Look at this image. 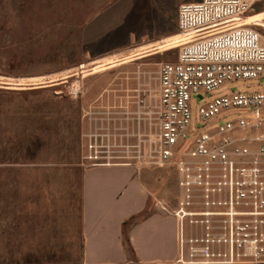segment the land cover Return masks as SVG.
Wrapping results in <instances>:
<instances>
[{
	"label": "rangeland",
	"instance_id": "374dc122",
	"mask_svg": "<svg viewBox=\"0 0 264 264\" xmlns=\"http://www.w3.org/2000/svg\"><path fill=\"white\" fill-rule=\"evenodd\" d=\"M197 1L0 0V264H79L80 120L95 99L131 95L176 61L178 8ZM106 7L100 25L93 15ZM242 24L264 43V0Z\"/></svg>",
	"mask_w": 264,
	"mask_h": 264
},
{
	"label": "built area",
	"instance_id": "2783aa9c",
	"mask_svg": "<svg viewBox=\"0 0 264 264\" xmlns=\"http://www.w3.org/2000/svg\"><path fill=\"white\" fill-rule=\"evenodd\" d=\"M252 2L181 4L176 61L83 116L85 169L175 170V264H264V43L242 24ZM243 80L252 91L223 90Z\"/></svg>",
	"mask_w": 264,
	"mask_h": 264
},
{
	"label": "crops",
	"instance_id": "0c3cea01",
	"mask_svg": "<svg viewBox=\"0 0 264 264\" xmlns=\"http://www.w3.org/2000/svg\"><path fill=\"white\" fill-rule=\"evenodd\" d=\"M89 2L97 7L108 0ZM108 9L93 19L105 24L111 18L105 14ZM80 177L79 264H175L178 226L171 211L179 190L173 168L137 172L129 167H93Z\"/></svg>",
	"mask_w": 264,
	"mask_h": 264
},
{
	"label": "flooded vegetation",
	"instance_id": "af4514ba",
	"mask_svg": "<svg viewBox=\"0 0 264 264\" xmlns=\"http://www.w3.org/2000/svg\"><path fill=\"white\" fill-rule=\"evenodd\" d=\"M101 97H102V96H101ZM97 105H99V103H98V98L95 99L94 101H92V102L90 103L89 108H90L91 110H94V111H92V114H93V115H95V116H100L101 114H103V112L95 111L96 109L99 108ZM100 108H101L102 110H104L105 107H102V106H101ZM95 120H99V117H95Z\"/></svg>",
	"mask_w": 264,
	"mask_h": 264
},
{
	"label": "trees",
	"instance_id": "16d2710c",
	"mask_svg": "<svg viewBox=\"0 0 264 264\" xmlns=\"http://www.w3.org/2000/svg\"><path fill=\"white\" fill-rule=\"evenodd\" d=\"M198 2V1H197Z\"/></svg>",
	"mask_w": 264,
	"mask_h": 264
}]
</instances>
